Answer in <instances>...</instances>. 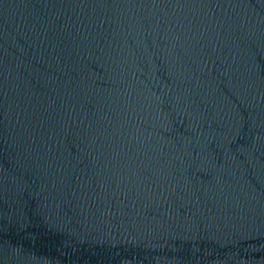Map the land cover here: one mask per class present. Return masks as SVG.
Segmentation results:
<instances>
[{"label": "water", "instance_id": "1", "mask_svg": "<svg viewBox=\"0 0 264 264\" xmlns=\"http://www.w3.org/2000/svg\"><path fill=\"white\" fill-rule=\"evenodd\" d=\"M0 264H264V0H0Z\"/></svg>", "mask_w": 264, "mask_h": 264}]
</instances>
